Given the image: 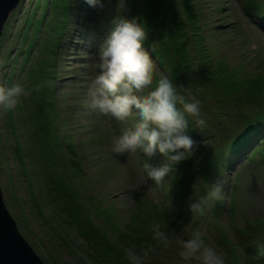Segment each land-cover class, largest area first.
I'll return each instance as SVG.
<instances>
[{"label": "rangeland", "instance_id": "rangeland-1", "mask_svg": "<svg viewBox=\"0 0 264 264\" xmlns=\"http://www.w3.org/2000/svg\"><path fill=\"white\" fill-rule=\"evenodd\" d=\"M116 14V0H25L4 26L0 83L25 86L0 109V188L19 232L44 264H131L124 250L148 246L143 264H186L180 240L196 230L225 264H264V0H125L120 14L147 28L152 86L166 76L205 120L188 117L196 151L160 184L143 163L162 154L113 151L137 117L87 107ZM213 182L224 198L190 212ZM157 220L168 247L152 239Z\"/></svg>", "mask_w": 264, "mask_h": 264}, {"label": "clouds", "instance_id": "clouds-1", "mask_svg": "<svg viewBox=\"0 0 264 264\" xmlns=\"http://www.w3.org/2000/svg\"><path fill=\"white\" fill-rule=\"evenodd\" d=\"M93 8L103 7V0H86ZM117 14L112 17L107 35L97 50V68L87 88V107L123 120L130 115L137 117L131 128L125 129L113 140V151L124 153L139 150L151 157L162 154L157 165L144 159L143 168L151 181L160 184L177 165L189 159L196 151L197 142L189 135L188 117H194L197 125L205 124L200 115L199 100L186 99L179 94L172 80L161 76L153 85L152 59L143 47L147 28L136 16L128 18L120 14L125 0H116ZM87 54V53H86ZM149 89L145 95H137L141 89ZM25 92L21 83H0V109H12L18 97ZM223 185L213 182L207 192L198 199L187 201L190 212L202 213L206 206L222 200ZM151 236L160 246L168 247L170 237L165 221L150 224ZM21 234V233H20ZM179 256L186 264H225V258L217 248L207 243L201 233L193 231L190 238L180 240ZM131 264H143L152 247H135L125 250ZM256 258L264 257V240L255 244Z\"/></svg>", "mask_w": 264, "mask_h": 264}, {"label": "water", "instance_id": "water-1", "mask_svg": "<svg viewBox=\"0 0 264 264\" xmlns=\"http://www.w3.org/2000/svg\"><path fill=\"white\" fill-rule=\"evenodd\" d=\"M25 0H0V38L11 15ZM0 264H44L20 234L3 201L0 188Z\"/></svg>", "mask_w": 264, "mask_h": 264}]
</instances>
